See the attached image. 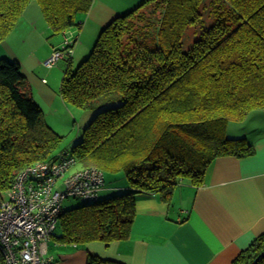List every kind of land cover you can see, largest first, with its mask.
Instances as JSON below:
<instances>
[{"label": "trees", "instance_id": "16d2710c", "mask_svg": "<svg viewBox=\"0 0 264 264\" xmlns=\"http://www.w3.org/2000/svg\"><path fill=\"white\" fill-rule=\"evenodd\" d=\"M30 1L0 0V42ZM36 1L57 33L80 26L76 14L86 12L93 0ZM150 1L115 16L89 55L64 71L62 99L96 110L70 150L77 167L123 170L128 188L104 199L78 198L82 204L74 208L61 207L57 242L124 240L134 221L137 194L169 201L183 180L201 185L215 158L254 152L245 137L225 133L229 121L264 110V0H155L159 14L151 10L137 16ZM197 24L183 50V33ZM138 32H152L150 41L157 44L138 41ZM28 87L19 63L0 56V198L23 167L58 155L54 150L61 137L47 124ZM103 96L118 104L105 107L99 103ZM263 250L264 233L231 264H251ZM84 264L126 263L88 253ZM253 264H264V254Z\"/></svg>", "mask_w": 264, "mask_h": 264}, {"label": "crops", "instance_id": "0c3cea01", "mask_svg": "<svg viewBox=\"0 0 264 264\" xmlns=\"http://www.w3.org/2000/svg\"><path fill=\"white\" fill-rule=\"evenodd\" d=\"M25 19L21 13L0 42V56L19 63L29 81V92L41 107L53 103L57 92L45 74L34 73L25 63L32 60L44 67L43 61L58 44L49 46L46 41L50 28L45 20L38 25ZM98 29L90 40L78 33L72 60L86 56ZM35 33L37 37L41 34L43 42H37ZM232 126L230 136L245 137L254 147L251 155L215 158L207 166L201 185L183 180L169 201L153 193L137 194L134 221L126 239L109 244H65L60 247L64 251L54 256L48 253L47 245L50 264H84L88 253L126 264H231L264 233V110L251 112L243 121H232ZM0 264H4L1 258Z\"/></svg>", "mask_w": 264, "mask_h": 264}, {"label": "built area", "instance_id": "2783aa9c", "mask_svg": "<svg viewBox=\"0 0 264 264\" xmlns=\"http://www.w3.org/2000/svg\"><path fill=\"white\" fill-rule=\"evenodd\" d=\"M74 40L43 61L51 68L62 57H71ZM66 42V43H65ZM104 185L97 166L77 167L67 149L56 158L38 160L23 167L12 186L0 198V255L4 264H50L47 242L67 197L96 199Z\"/></svg>", "mask_w": 264, "mask_h": 264}, {"label": "rangeland", "instance_id": "374dc122", "mask_svg": "<svg viewBox=\"0 0 264 264\" xmlns=\"http://www.w3.org/2000/svg\"><path fill=\"white\" fill-rule=\"evenodd\" d=\"M142 1L144 0H93L89 9L86 12H79L76 14L77 15L76 21L81 22L80 26L73 25L57 33L49 29L50 33L48 34L46 41L48 42L49 46L55 45V43L58 44L57 49H60L65 45L64 44L65 39L72 42V40L77 38V40L79 41L78 33L82 34L86 40H90L93 34L95 33V29H97L99 26L95 41L93 42L92 46H90L91 48L88 49L86 56L83 58L84 60L91 52L102 28L107 23H109L115 16H117L118 14H122L124 12L126 13L131 8L136 7ZM154 4H156L155 0H152L148 3H145V5L139 7L137 16L140 14L148 13L151 10L159 14L160 9H158L157 6H154ZM22 13L25 14L26 16L25 20L26 21L28 20L29 23L30 21H36V23H38L39 25L41 20L46 21V18L41 10V7L36 0H31L25 6ZM134 21L136 22V19H134ZM103 22L104 24H102ZM196 29L197 30L199 29L198 24L195 26L194 25L189 26L183 33L181 40L183 50H186L190 45L192 38L194 36L193 31H195ZM149 30L152 31V29ZM127 34H131V32ZM134 35L132 34V36ZM140 35L141 34H139V32L136 35L138 41L141 42L147 41L149 46L157 44L156 41L153 42L150 41L152 38H154L152 32L146 33L145 36L141 35V37L139 38ZM35 38L37 42H40V40L41 41L44 40L41 34L37 37L35 33ZM124 41H126L125 37H124ZM75 44L76 42L74 43V45ZM30 59H32V57ZM80 60L77 57L74 60L69 59V57L67 56L62 57L58 61H56L51 68H47L45 66L43 67L41 63L38 64L36 63V61H32V60H29L25 63L26 66L29 69H31L34 73H38L39 75L45 74L44 77H46L49 85H51V87H53V89L57 92L56 100L53 103L51 104L43 103L41 106L43 108L41 109L43 110L44 118L47 124L50 125L52 129L61 137L59 145L54 150L55 154H58L59 152L65 149H67L70 153L72 146L75 145L82 138L85 127L93 119L96 112L95 109L85 110L80 107L70 105L66 103L58 93L64 71L66 70L67 67H71L72 69L76 68L79 65V63L83 61ZM26 81L27 83L29 82L28 79H26ZM106 98L107 97L104 96L99 98V103H105L104 104L105 107L115 106L118 104L117 101L106 102ZM232 128H233L232 121H229L226 126L225 137H231L229 131H231ZM103 172H104L105 183H104V187L102 188L99 194L100 199L108 198L115 194L123 193L127 191L128 181L125 172L123 170L111 171L110 169H103ZM81 204L82 202L80 199L67 197L63 200L62 207L64 209H70L77 207ZM59 221L60 220H58L56 224V228L54 230L53 235L50 237V239L47 242L48 253L52 254L53 256L56 255L57 253H61L62 251H64V248H60V247H62L61 245H65V243L57 242L56 238L54 237L55 235L60 234ZM55 243H59V244L57 245ZM79 246H81V244H79ZM56 259H58V257H56Z\"/></svg>", "mask_w": 264, "mask_h": 264}, {"label": "water", "instance_id": "95a60500", "mask_svg": "<svg viewBox=\"0 0 264 264\" xmlns=\"http://www.w3.org/2000/svg\"><path fill=\"white\" fill-rule=\"evenodd\" d=\"M263 254H264V250L258 255L257 258H255V260H254L251 264H253L255 261H257V259H258L260 256H262Z\"/></svg>", "mask_w": 264, "mask_h": 264}, {"label": "clouds", "instance_id": "9594fccd", "mask_svg": "<svg viewBox=\"0 0 264 264\" xmlns=\"http://www.w3.org/2000/svg\"><path fill=\"white\" fill-rule=\"evenodd\" d=\"M76 42V41H75ZM74 45V44H73ZM72 50H73V46H72ZM71 57H72V55H71ZM71 57H70V59H71Z\"/></svg>", "mask_w": 264, "mask_h": 264}]
</instances>
